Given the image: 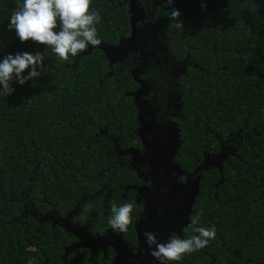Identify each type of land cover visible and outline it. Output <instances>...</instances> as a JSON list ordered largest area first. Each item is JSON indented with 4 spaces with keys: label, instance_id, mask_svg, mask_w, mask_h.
Returning a JSON list of instances; mask_svg holds the SVG:
<instances>
[{
    "label": "trees",
    "instance_id": "trees-1",
    "mask_svg": "<svg viewBox=\"0 0 264 264\" xmlns=\"http://www.w3.org/2000/svg\"><path fill=\"white\" fill-rule=\"evenodd\" d=\"M21 2L0 0V61L39 52L46 71L0 94V264H91L76 236L105 228L127 248L132 241L128 260L147 264L134 236L153 199L138 81L159 192L186 202L156 204L152 234L190 238L197 215L216 229L171 264H264V0H174L181 29L166 0H136L133 44L146 55L136 79L140 52L116 51L130 42V0H92L101 43L68 61L9 31ZM125 202L132 222L120 232L111 207Z\"/></svg>",
    "mask_w": 264,
    "mask_h": 264
},
{
    "label": "clouds",
    "instance_id": "clouds-1",
    "mask_svg": "<svg viewBox=\"0 0 264 264\" xmlns=\"http://www.w3.org/2000/svg\"><path fill=\"white\" fill-rule=\"evenodd\" d=\"M166 2L170 6L169 18L175 22L174 27L183 28L178 19L180 10L171 7L174 0ZM91 3L92 0H22L12 11L8 28L9 31L15 30L22 43L31 41L43 45L50 48L60 60L68 61L85 51L89 45L101 43L96 28L101 16L99 12L91 10ZM44 59L39 52L8 54L0 61V94L10 96L15 91L13 81L24 85L29 80L39 78L46 71ZM26 70L27 75L24 74ZM132 212L131 203L113 205L109 224L114 230L126 232L132 222ZM198 225L199 216L191 217L188 227L194 234L187 239L172 236L166 243H160L152 233H145L146 241L152 248L150 254L160 264H171L181 261L186 254L205 248L210 240L215 239L216 229L215 226L209 229Z\"/></svg>",
    "mask_w": 264,
    "mask_h": 264
},
{
    "label": "flooded vegetation",
    "instance_id": "flooded-vegetation-1",
    "mask_svg": "<svg viewBox=\"0 0 264 264\" xmlns=\"http://www.w3.org/2000/svg\"><path fill=\"white\" fill-rule=\"evenodd\" d=\"M146 133H147V129H146ZM145 136H146V134H145ZM141 145H142V143H141ZM145 145L148 148L146 141H145ZM142 147L144 148L143 145H142ZM145 151H146V156H147V150L145 149ZM150 151H151V149H150ZM151 157H152V155H151ZM151 161H152V159H151ZM146 165H147V163H146ZM148 168H149V166H148ZM150 172H151V170H150ZM150 175H151V173H150ZM149 180H150V186L152 188V184H151L152 178L149 177ZM156 180H157V177H156ZM152 192H153V190H152ZM159 196H160V198H163L164 200L166 199L165 193H160ZM153 197H154V195H153ZM158 203H160V201H158L156 204H158ZM156 204L153 207H155ZM180 206H182V204ZM153 207H151V209ZM144 211H145V216H146V208L144 209ZM64 222H67V221H64ZM135 225H136V227H135ZM134 227H135V232H134L135 233L134 234L135 242L139 246H141L143 248L144 252L147 254V264H152V261L149 260V254L146 252L144 247L138 242L136 230H139V232H141V238H145L146 237L145 233H153L157 228H155V225H153L152 222H149V226H146L145 221L144 222H136L134 224ZM67 230L68 231L71 230V232H73V230L70 229L69 227L67 228ZM76 237L80 241L81 244H74V245H79L81 248H84L87 250L91 249V251L93 252V255H91V251H87V253L89 255L88 259H87L88 263H91V264H137L134 261L128 260L125 257L126 252L133 251V249H134V245H133L132 241L129 242L130 246H128L129 250L127 251L128 248L126 247V245L124 246L121 243L122 241L120 238V233L119 232L118 233L111 232L110 228H105V234H103L101 236L96 235L93 237H89L86 232H83L80 230L79 236H76ZM92 256L94 257V259H92ZM96 259H97V261H96ZM156 264H160V262L157 260Z\"/></svg>",
    "mask_w": 264,
    "mask_h": 264
},
{
    "label": "water",
    "instance_id": "water-1",
    "mask_svg": "<svg viewBox=\"0 0 264 264\" xmlns=\"http://www.w3.org/2000/svg\"><path fill=\"white\" fill-rule=\"evenodd\" d=\"M136 0H130V13H131V16H132V19H131V23H130V42H129V45L125 48V49H116V51L119 53V54H125V51L128 50V51H131V52H134V51H139L140 52V60H141V69H138V70H132V76L136 79L138 75H140L141 73L144 72L145 70V48L143 45H137L135 46L133 44V41H134V35H133V25H134V22L139 18L140 14L139 12H136L135 11V6H134V3H135ZM140 86L142 87L143 91L140 93L138 92V95L135 99V106L137 107V109L139 110V116H138V122H139V125L141 127V129L139 130L138 134H139V137H140V141L142 143V145L144 146V148L147 150V165L149 166L150 170H151V184H152V190H153V199L151 202H148L147 199L146 200V204H147V208H146V216H145V222H146V226H149V215H150V210H151V207H153L158 201H160L162 204L164 205H171L172 207H177V206H180L181 204H184L186 203L185 201H181L179 203H173L172 201H170L169 199H167L166 201L163 200V198H160L159 194V189L162 187V188H165V186H162V185H158L156 183V177H157V173H156V166L154 164H152V157H151V147H146L145 145V134H146V125L142 122V116H143V102L140 101V98L146 93V85L141 82V81H138ZM190 197H188L189 199ZM188 204V203H187ZM136 235L138 237V242L144 247V249L146 250V252L149 254V260L152 261V264H156L157 262V259L154 258L150 253L152 251V248L149 247L147 241L144 239V238H141V232H139V230H136Z\"/></svg>",
    "mask_w": 264,
    "mask_h": 264
}]
</instances>
